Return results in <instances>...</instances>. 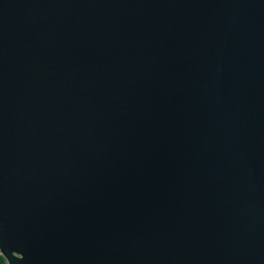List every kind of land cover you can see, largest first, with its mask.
I'll use <instances>...</instances> for the list:
<instances>
[{"label": "water", "instance_id": "water-1", "mask_svg": "<svg viewBox=\"0 0 264 264\" xmlns=\"http://www.w3.org/2000/svg\"><path fill=\"white\" fill-rule=\"evenodd\" d=\"M5 264H264V0H0Z\"/></svg>", "mask_w": 264, "mask_h": 264}, {"label": "trees", "instance_id": "trees-1", "mask_svg": "<svg viewBox=\"0 0 264 264\" xmlns=\"http://www.w3.org/2000/svg\"><path fill=\"white\" fill-rule=\"evenodd\" d=\"M0 264H5V261L3 260L1 256H0Z\"/></svg>", "mask_w": 264, "mask_h": 264}]
</instances>
